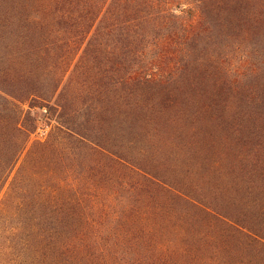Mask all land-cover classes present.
Instances as JSON below:
<instances>
[{
	"label": "trees",
	"instance_id": "1",
	"mask_svg": "<svg viewBox=\"0 0 264 264\" xmlns=\"http://www.w3.org/2000/svg\"><path fill=\"white\" fill-rule=\"evenodd\" d=\"M35 107L62 144L37 143L12 178ZM114 122L126 149L102 143ZM91 145L100 172L70 175ZM4 230L39 264H264V0H0Z\"/></svg>",
	"mask_w": 264,
	"mask_h": 264
},
{
	"label": "rangeland",
	"instance_id": "2",
	"mask_svg": "<svg viewBox=\"0 0 264 264\" xmlns=\"http://www.w3.org/2000/svg\"><path fill=\"white\" fill-rule=\"evenodd\" d=\"M89 48H90V55L87 56L84 61L86 65L89 64L91 66H94L96 69H94L88 74L83 75L82 77H78L80 73L74 74L75 76L72 79L74 81V83L72 84L74 88L80 85L82 83L81 82L82 80L86 81L87 84L85 83L86 85L84 86V88H82L84 93L91 91L94 82H97V80H99L98 77L100 76L99 74L100 71H98L97 69V68H100V61H101L100 45L93 44ZM84 50L85 49H83V51ZM95 56L97 58H95ZM239 56L240 55L238 54L231 56L233 59L230 60L229 58L222 65L227 66L230 69L238 66ZM217 61H219L220 63L221 61L220 56L216 58V62ZM246 61H249V60H245V62ZM243 68L244 69L242 70H245L247 68L246 64H244ZM247 69L250 70V68H247ZM91 73H93L94 75L92 78H90L92 76ZM110 95L113 96V94H110ZM35 105L38 106L37 103H35ZM26 110H29L27 106H26ZM230 112L231 110L224 111L225 114H229ZM247 112H250V111H247ZM90 113L91 112H87V115L92 116V114ZM31 114H32V120H34V128L32 129L33 130L32 133L30 134L28 147L26 151L23 153V155L21 156L18 167L14 171L12 178L16 176L19 168L22 167L24 164H26V162L28 161V157L31 155V153L36 151L35 146L37 143L39 142L45 143V142L54 140L57 147H60L62 144L60 135L59 133L56 132L58 130L56 127L57 125L56 123L52 122L51 117L48 116L46 110L40 107H35L34 110L31 112ZM97 115H98V124L96 126H94L93 121L91 123V118L86 123L85 121H87V119L79 118V122L85 123V127L88 129L87 135L96 139L97 142H99L100 144V110L99 112H97ZM103 128L105 129V132L102 135V138L105 141H102V143H106L109 146L114 145V146L119 147V149L115 147L116 150H120L121 148L126 149V147L130 144V135L128 134L126 135V132L127 133L129 132L127 125L121 126L117 122H114V124L111 123L109 125L103 126ZM245 129L249 131L250 130L249 125L245 126ZM122 133L125 135H123ZM120 136H124V137H120ZM149 142L151 143V141H148V142H145L143 145H146ZM90 147L93 149L92 150L93 157L91 158V156H89L86 152H83L85 162L81 167H78L75 164L73 165L72 160L67 161L68 165L66 169L67 171L71 172L70 175H73V172L75 171L76 172L83 171L87 173L86 175L89 177L91 175L89 173L95 172L96 174L100 172V163H99L100 162V148H98L95 145H91ZM51 158H52V155H50L43 164L48 165V163H50L53 167L55 165V160H51ZM55 159H56V155H55ZM73 169L75 171H73ZM88 177H85L86 179L82 180V185L86 184L87 181H88V184L92 182L91 179H89ZM85 191L87 193L85 196L86 197L85 199L86 200L88 199V204L89 205L95 204L98 199L95 198L93 195L97 194V191H98L97 187L96 186L93 187L89 185L88 189ZM99 227L100 226H98L97 228ZM23 242H24V238L20 237L18 234H14L6 230L0 231V264H39L37 261L38 258L35 252L26 253L24 247L22 246Z\"/></svg>",
	"mask_w": 264,
	"mask_h": 264
}]
</instances>
